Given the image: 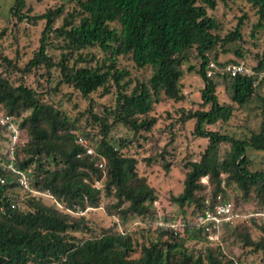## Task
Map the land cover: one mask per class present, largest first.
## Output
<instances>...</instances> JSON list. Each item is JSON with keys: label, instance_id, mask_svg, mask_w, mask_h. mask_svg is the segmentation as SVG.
<instances>
[{"label": "trees", "instance_id": "obj_1", "mask_svg": "<svg viewBox=\"0 0 264 264\" xmlns=\"http://www.w3.org/2000/svg\"><path fill=\"white\" fill-rule=\"evenodd\" d=\"M69 1L70 12L60 6L30 16V9L23 12L25 0H15L10 9L18 22L25 20L36 26L44 21L45 27L37 52L24 66L0 51V109L19 121L20 131L12 158L0 151V177L5 180L0 185V264H242L240 260L225 259L219 246L198 253L186 246L189 240L200 238L210 242L213 234L219 242L235 245L241 241L252 253H264L261 218L248 217L234 225L222 223L218 231L195 226L197 216L214 210L216 196L229 200L226 188L231 187L241 193L242 200H255L258 210L249 215L264 213V171H252L246 155L248 149L264 150V95L258 94L253 78L206 76L210 62L220 67L235 63H220V53L244 58L237 42L247 15L243 13L234 30L222 36L217 33V21L207 12L215 10L219 0ZM249 2L257 8L258 21L251 29L255 38L264 30V0ZM59 17L62 24L54 28ZM53 34L64 43L65 53L58 62L48 55ZM95 47L104 57L94 66L78 67L81 55L70 64L74 53ZM192 54L200 61L196 73L204 84L200 90L202 103L194 111L180 110L179 122L193 120V135L206 139L208 144L198 161L187 162L182 192L170 197L181 212L182 231L178 229L175 234L169 225L171 219H167L157 225L155 238L140 243L127 231L91 227L92 221L82 213L98 209L102 195L111 199L105 209L118 224L124 226L132 219L154 224L158 191L138 175V159L124 153L128 140L117 142L110 134L122 126L133 132L134 139L136 135L148 139L141 134H151L157 124L151 115L156 105L165 100L185 101L181 80L183 67ZM119 57L130 60L138 72L148 71L150 77H131L130 71L118 68ZM40 69L48 76L52 69L58 70L61 84L84 99L98 90L106 95L114 89V109H104V116L87 110L81 114L86 120L82 126L78 118L71 119L56 104L44 103L41 93L27 85L26 77ZM187 69L195 70L193 66ZM253 70L264 72V55ZM12 71L18 75L13 76ZM221 82L238 109L252 100L259 102L258 131L249 130L247 136L236 138L207 129L219 122L227 124L234 112L233 107L219 102L216 89ZM43 90V94L50 95L49 87ZM93 126L99 127L96 139L86 131ZM79 139L87 142L86 148ZM87 148L94 154L88 155ZM150 160L148 157L146 162ZM163 165L168 172L169 165ZM205 177L211 191L202 196L205 186L201 179ZM98 182L102 183L100 189L95 187ZM32 191L49 193L61 208L47 204L44 197L33 196ZM190 206L194 223L185 216V208ZM233 211L243 215L237 204ZM260 221L262 236L256 241L248 227ZM77 232L81 237L74 235Z\"/></svg>", "mask_w": 264, "mask_h": 264}, {"label": "rangeland", "instance_id": "obj_2", "mask_svg": "<svg viewBox=\"0 0 264 264\" xmlns=\"http://www.w3.org/2000/svg\"><path fill=\"white\" fill-rule=\"evenodd\" d=\"M14 1L0 0V51L3 56L17 62L21 67L33 58L37 52L45 22L40 21L36 26L28 24L25 20L18 22L15 17L10 15V9ZM25 4L26 6L23 12L30 9V16L41 15L48 9H55L60 6L64 7L65 12L72 10V4L69 0H25ZM256 10L257 8L249 0H219L217 1L215 10H207L208 15L217 21L219 26L217 33L222 36L234 30L243 13L247 15L241 30V40L237 42V45L241 46L244 51V58L237 59L232 54L220 53L218 60L220 63L242 61L253 69L257 65L258 59L264 55V30L259 31L255 38L251 36L252 26L258 21ZM61 24L62 17H59L55 21L54 28H59ZM63 45L62 39L53 34L49 40L48 55L56 62L59 61L61 54L65 53L62 49ZM78 55L82 57V62L77 63L78 67L87 65L94 66L96 61L104 57V53L99 48H89L74 53L70 64L75 63ZM199 65V59L195 54H192L189 63L183 67L184 75L181 80L185 101L173 102L165 100L156 105L151 115L157 119V124L152 129L151 134H141L148 139L144 140L139 135H136L134 139L133 132L126 130L122 126L112 129L110 134L111 138L117 140V142L120 139L128 140V145L124 153L138 159V175L145 177L148 184L158 191L159 199L154 204L156 210L154 224L150 226L148 221L143 222L139 219H132L124 226L118 224L116 219L107 215L105 209V206L111 199L102 195V203L98 209H89L86 213H82V215L92 221L90 223L91 227L95 226L99 229L112 228L115 231H127L138 239L140 243L147 241L149 238H155L157 225L164 224L167 219H171L170 222L168 221L169 225H177V230L180 229L182 231L180 228V225H182L181 212L171 202L170 197L182 192L187 162L198 161L208 144L206 139L193 135L195 124L193 120L183 123L179 122L181 117L180 110L194 111L201 108L200 90L204 84L200 76L196 73ZM117 66L119 69L125 68L130 71L131 77L140 74H144L145 79L150 77L148 71H136L133 63L126 57H119L117 59ZM188 66H193L195 70L189 72L187 69ZM12 75L16 76L18 74L12 71ZM26 83L29 87L41 93L44 103L56 104L71 119L78 118L82 126H85L86 120L82 118L81 114L87 112V110H92L98 116H104V109H114V89H111L110 93L106 95L102 90H98L91 94L88 99H84L72 88L61 84L60 74L56 69H52L49 76L44 70H37L26 77ZM256 86L258 94L264 95V78ZM45 87H49L50 95L43 94ZM216 93L220 104L230 105L234 108V112L227 124L219 122L215 126L207 127L208 130L221 131L224 134L236 138L247 136L249 130L258 131L261 118L259 117V102L257 100H252L244 108L238 109L237 105H234L229 100V95L223 82L218 85ZM86 131L90 132V135L92 137L94 136V139L99 136L98 126L88 127ZM171 139H174L173 142H169ZM223 151L224 148L222 147L221 152ZM246 155L251 161L252 171H264V150L255 151L248 149ZM148 157L151 159L149 163L146 162ZM164 163L169 165L168 172L163 167ZM201 183L205 186V190L201 195H209L211 187L208 179L202 178ZM96 187L98 189L102 188V183L98 182ZM226 196L234 205L237 204L243 212L239 221L245 219V216H249V213L258 210L255 200H242L240 198L241 193L234 189V187L226 188ZM46 203L53 204L49 199H46ZM192 208L193 206L185 208V216L190 223L192 220L194 223ZM247 213L248 215H246ZM261 224L262 222L260 221L257 225H248L250 226L248 227L250 235L256 241L262 236L259 229V225ZM74 235L81 237L78 232ZM231 240L233 241V239ZM186 246L190 251L195 253L203 252L207 247L216 248L219 246L225 259L240 260L242 264H264V253L262 251L252 253V249L244 248L241 241L232 245L230 241L219 242L218 240H210L209 242L204 238H200L193 241L189 240Z\"/></svg>", "mask_w": 264, "mask_h": 264}, {"label": "built area", "instance_id": "obj_3", "mask_svg": "<svg viewBox=\"0 0 264 264\" xmlns=\"http://www.w3.org/2000/svg\"><path fill=\"white\" fill-rule=\"evenodd\" d=\"M214 75H227L231 78L246 77L253 78L254 85L256 86L264 78V72H255L252 68L248 67L244 62L239 61L226 66L220 67L210 62L206 68V76L208 78ZM20 138L19 121L9 116L4 109H0V151L6 154L11 159L16 149V145ZM80 145L87 147V142L83 139L78 140ZM86 153L93 155L94 151L91 148H87ZM207 178V177H205ZM208 179V178H207ZM5 180L0 177V185H4ZM20 184L23 185V180H20ZM98 183L95 184V187ZM33 196L44 197L49 199L50 202L55 203L57 207L61 208V205L56 203L49 193H40L32 191ZM234 204L230 201H224L221 195L216 196L214 210L212 212H206L205 214L199 215L195 218L196 228H203L207 231L219 230V226L224 224L234 225L240 220V216L233 211ZM69 213H71L68 210ZM261 218L264 221V213L251 214L245 216L246 220L248 217ZM174 233H177V225H170ZM211 240H217V235L213 234L210 236Z\"/></svg>", "mask_w": 264, "mask_h": 264}]
</instances>
